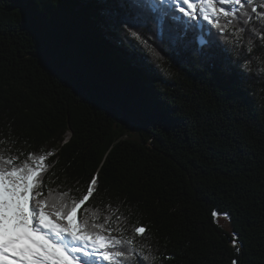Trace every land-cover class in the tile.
<instances>
[{
    "label": "trees",
    "instance_id": "16d2710c",
    "mask_svg": "<svg viewBox=\"0 0 264 264\" xmlns=\"http://www.w3.org/2000/svg\"><path fill=\"white\" fill-rule=\"evenodd\" d=\"M35 17L46 46L103 88L45 58L27 26ZM140 34L149 42L136 37L135 50L106 34L97 0H0V150L21 161L54 150L45 190L68 203L98 173L101 191L78 220L119 229L137 251L149 244V264H264V42L249 33L202 63L195 38L206 32L179 55L151 24Z\"/></svg>",
    "mask_w": 264,
    "mask_h": 264
},
{
    "label": "snow or ice",
    "instance_id": "6c2138e0",
    "mask_svg": "<svg viewBox=\"0 0 264 264\" xmlns=\"http://www.w3.org/2000/svg\"><path fill=\"white\" fill-rule=\"evenodd\" d=\"M97 3L106 34L122 36V43L126 41L134 50L136 37L149 42L141 36L140 29L150 24L155 29L153 38L178 55L193 50L194 42L188 39L190 33L206 32L208 39L203 35L195 38L194 50L202 63H210L226 53L225 45L233 41L241 44L249 33L250 42L253 37L264 42V0H97ZM27 26L45 58L58 62L63 75L71 81L82 80L85 87H104L102 82L90 81L84 70L65 59L59 50L46 46L48 26L44 19L30 18ZM149 50L158 56L155 49ZM251 50L250 47L248 51ZM248 63L243 67L247 68ZM54 154L51 149L28 152L21 161L9 149L0 150V264H149L150 257L155 259L149 244L141 243L137 251L132 238L111 234L119 229L107 223L90 224L87 218L78 220V212L85 210L101 191L98 173L90 176L86 190L70 203L69 193L62 192L54 199L45 190L43 177ZM134 232L139 236L146 229L139 226ZM233 236L239 252V240L235 239V233ZM232 264L238 261L233 259Z\"/></svg>",
    "mask_w": 264,
    "mask_h": 264
},
{
    "label": "rangeland",
    "instance_id": "374dc122",
    "mask_svg": "<svg viewBox=\"0 0 264 264\" xmlns=\"http://www.w3.org/2000/svg\"><path fill=\"white\" fill-rule=\"evenodd\" d=\"M217 7H220L219 4H217ZM132 137H136V132L133 131L132 132ZM214 218H215V221L225 230H228V231H231V228H230V219L228 217V215H224V214H221V213H216L214 215Z\"/></svg>",
    "mask_w": 264,
    "mask_h": 264
}]
</instances>
